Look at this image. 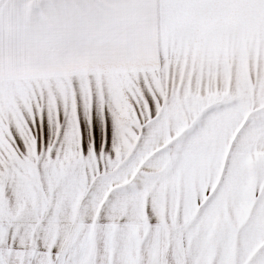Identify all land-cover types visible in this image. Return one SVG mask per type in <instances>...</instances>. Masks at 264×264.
Returning <instances> with one entry per match:
<instances>
[{"label": "snow or ice", "instance_id": "6c2138e0", "mask_svg": "<svg viewBox=\"0 0 264 264\" xmlns=\"http://www.w3.org/2000/svg\"><path fill=\"white\" fill-rule=\"evenodd\" d=\"M0 264H264V0H0Z\"/></svg>", "mask_w": 264, "mask_h": 264}]
</instances>
